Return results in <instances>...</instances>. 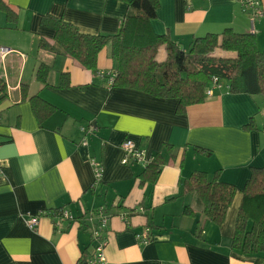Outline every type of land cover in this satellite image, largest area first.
<instances>
[{
	"label": "crops",
	"instance_id": "crops-1",
	"mask_svg": "<svg viewBox=\"0 0 264 264\" xmlns=\"http://www.w3.org/2000/svg\"><path fill=\"white\" fill-rule=\"evenodd\" d=\"M3 1L17 11L18 20L8 22L0 11V45L23 56L13 54L0 63L5 84L0 100V264H76L83 254L90 264L96 252L83 219L100 209L111 217L101 233L106 264H264V254L244 255L230 247L240 193L224 224L215 227L204 219L198 197L182 187L193 172L209 178L218 172L221 182L241 190L251 168L264 166V121L257 123L264 118L262 98L216 90L203 104L177 114V100L110 88L97 74L115 67L108 48L99 54L95 73L38 48L39 40L54 37L53 29L41 25L46 16L82 34H116L127 11L125 1ZM158 2L153 32L167 34L182 49L194 38L232 29L254 35L258 50L264 51V0L262 17L253 25L242 0ZM40 64L50 68L45 87L35 79ZM61 73L69 74V88H57ZM31 96L56 110L41 125ZM250 121L253 129H244ZM88 126L96 130L83 146L80 129ZM125 139L149 155L162 156L164 165L153 185L139 186L140 164L121 163ZM93 160L102 166L98 184ZM185 206L193 216L184 215ZM138 207L143 211L131 214ZM60 211L74 220L54 216ZM121 214L129 217L127 223ZM32 216H38L34 230L26 225ZM146 229L152 238L143 244L136 236Z\"/></svg>",
	"mask_w": 264,
	"mask_h": 264
},
{
	"label": "trees",
	"instance_id": "trees-1",
	"mask_svg": "<svg viewBox=\"0 0 264 264\" xmlns=\"http://www.w3.org/2000/svg\"><path fill=\"white\" fill-rule=\"evenodd\" d=\"M122 1L127 3V11L116 34H82L75 26L46 16L41 25L53 29L54 37L39 40L38 48L54 56L68 57L79 68L93 73L99 54L108 48L116 74L108 85L110 88L131 89L154 98L177 100V114L203 104L216 90L262 98L264 106V51L258 50L254 35L225 29L220 34L194 38L182 49L167 34L158 35L151 28V21L156 19L158 0ZM0 11L4 12L8 22H17V11L3 0H0ZM162 49L164 57L160 54ZM49 71L44 64L36 70L35 79L43 87L47 85ZM214 86L218 88L212 96H207L206 90ZM26 87L22 91L23 100L27 96ZM69 87V74L61 73L57 88ZM4 97L5 84L0 79V100ZM28 100L39 125L56 111L37 96ZM244 129H253V122ZM163 165L162 156L153 155L152 162L138 177L139 186L153 185ZM182 187L185 194L198 197L204 219L216 227L224 224L234 197L240 193L230 247L244 255L264 254V166L251 168L250 177L241 190L221 182L218 172L211 178L205 172H193L183 181ZM184 215L193 216L188 206L184 208ZM85 256L83 254L76 264H88Z\"/></svg>",
	"mask_w": 264,
	"mask_h": 264
},
{
	"label": "built area",
	"instance_id": "built-area-1",
	"mask_svg": "<svg viewBox=\"0 0 264 264\" xmlns=\"http://www.w3.org/2000/svg\"><path fill=\"white\" fill-rule=\"evenodd\" d=\"M242 8L244 12H248L250 15V21L251 25H253V21L256 18L262 17V11L260 9V0H242ZM13 54H18L20 56H23L19 52L0 45V63H2L5 58L8 56H11ZM99 77L105 78L107 81V84L109 85L113 78H115L116 74L114 71L109 72V74H106L105 72H99L97 73ZM218 88L217 86H214L208 90H206L207 96H212L213 91ZM95 128L92 126L88 127H81L80 131L84 135L82 139V145L87 146V140L86 137L89 134H92L95 132ZM121 150L123 152V158L121 163L123 165H129V164H140L144 169L152 162L153 156L147 154L145 149H142L136 145L131 140L125 139L120 144ZM92 165L94 168L95 173V182H100L101 175H102V166L95 160L92 161ZM3 175V169L0 167V177ZM133 212H136L134 209ZM131 212V214H133ZM57 217H59L60 220H67V221H73L74 218H72L68 213L60 211L59 213H55ZM121 219L124 221V223L128 222V216L125 214H121ZM97 226L95 222H93L92 218L90 219V237L91 241L94 244L96 255L93 258V260L90 262V264H106V259L104 256V248H105V242H103V238L101 237L102 230L108 225L110 222L111 217L109 215H106L103 210H101L97 217ZM26 225L30 230H34L38 225V216H32L29 217L26 220ZM149 230L146 229L145 233L142 235H137L136 239L137 241H140L141 243L145 244L148 243L150 240L148 238Z\"/></svg>",
	"mask_w": 264,
	"mask_h": 264
},
{
	"label": "rangeland",
	"instance_id": "rangeland-1",
	"mask_svg": "<svg viewBox=\"0 0 264 264\" xmlns=\"http://www.w3.org/2000/svg\"><path fill=\"white\" fill-rule=\"evenodd\" d=\"M186 47V46H185ZM160 54H162V50H160ZM264 121V118L262 119V116H260L259 117V119L257 120V123H261V122H263ZM260 126H261V124H260ZM262 129V128H261ZM96 184H98V183H100V182H95ZM101 210H103L104 212H105V214L106 215H108L107 214V212H106V210L105 209H100L99 211H97V212H91L90 213V215L87 217V215L84 217V223H83V226L85 227V229L86 230H88V232H90V228H89V226H90V219L92 218V220H93V222H95V221H97V219H96V217H97V215H98V213L101 211ZM135 210H136V212H133V211H131V212H133V213H135V214H138V213H140V212H142L143 211V209H141L140 207H138L137 209L135 208ZM95 224H96V226H97V222H95ZM109 224V223H108ZM216 227V226H215ZM108 228V225L103 229V230H105V229H107ZM150 229V228H149ZM102 230V231H103ZM200 231V230H199ZM102 233V232H101ZM101 236H102V234H101ZM148 238H149V240H151V234H150V230H149V235H148ZM103 240V242H105V239H102ZM138 242H140V241H138ZM146 244V243H145Z\"/></svg>",
	"mask_w": 264,
	"mask_h": 264
}]
</instances>
